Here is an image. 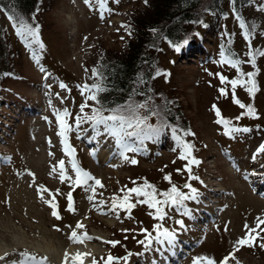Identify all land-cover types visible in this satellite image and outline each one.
Here are the masks:
<instances>
[{
	"label": "rangeland",
	"instance_id": "rangeland-1",
	"mask_svg": "<svg viewBox=\"0 0 264 264\" xmlns=\"http://www.w3.org/2000/svg\"><path fill=\"white\" fill-rule=\"evenodd\" d=\"M143 1L107 0L108 11L100 9L96 0H39L37 12L27 23L35 34L13 24L0 8V25L9 51L15 53V74L0 79V243L8 248L0 254L5 257L0 264H14L25 250L46 257L49 264L46 251L37 249L36 244L59 249L94 242L73 243L69 239L73 230L78 235L102 233V250L99 255L93 254L97 264H105L109 255L127 257L119 264H193L197 257H209L219 264L234 252L235 242L245 235V224L254 228L257 218L264 219V151H259L264 145V55L258 54L264 52V0H250L236 15L225 3L224 15L211 26L200 28L201 35L182 46L180 52L164 42L155 50L157 62L165 70L161 73L168 74L153 79L155 106L160 104L158 92L163 97L172 95L181 117L189 124L188 132L194 133L182 138H191L192 157L199 161L191 165V173L185 169L188 160L179 158L181 148L166 127L156 141L147 139L139 149L134 138L120 142L105 133L102 125L94 131L91 121L76 127L78 117L91 116L87 97L92 88L82 94L81 87L94 85L90 67L97 46L111 52L123 50L125 41L133 38L126 31L127 14L141 7ZM225 44L235 56L223 53V58L239 60V72L221 62ZM253 56L254 65L250 62ZM248 72L256 73L253 79L259 90L253 98L247 86L238 85L234 95L255 108V117L242 115L246 110L233 102L228 83L247 80L241 73ZM221 75L226 77L223 84ZM61 84L66 87L61 88ZM220 88H225L228 95L221 96ZM145 102L154 110L149 100ZM213 105L222 118L231 121L229 128L240 131L226 134L225 125L216 123ZM65 110L71 126L66 135L72 157L58 135L56 114ZM156 119L150 116L146 123L160 127ZM72 158L103 185L95 186L92 201L88 197L93 193L86 190V185L73 184ZM61 160L66 175L72 178L64 182L58 167L52 171ZM166 175L171 182L164 179ZM145 182L155 186L157 192L167 191L174 184L191 195V190L184 187L190 184L196 190V199L185 200L184 205L191 214L165 206L167 215L158 220L155 209L137 203L135 194L130 196V202L136 204L131 219L123 208L110 210L114 196L122 197L128 189ZM41 188L47 189L43 199ZM69 192L74 211L68 210ZM53 195L59 219L45 203ZM78 222L84 227L77 229ZM157 224L161 225L159 230ZM164 229L174 233L172 244L178 243L181 249L162 236V243L157 242L158 232ZM260 236L264 237V232ZM104 241L119 243L112 246ZM260 243L264 240L258 239L254 247H240L228 264H264ZM55 254L50 253V259H55Z\"/></svg>",
	"mask_w": 264,
	"mask_h": 264
},
{
	"label": "trees",
	"instance_id": "trees-1",
	"mask_svg": "<svg viewBox=\"0 0 264 264\" xmlns=\"http://www.w3.org/2000/svg\"><path fill=\"white\" fill-rule=\"evenodd\" d=\"M249 1L147 0L145 3L144 0L141 7L129 10L126 31L132 34L133 38L125 41L122 45L123 50L111 52L106 47L97 46V55L90 67L91 81L104 90L97 92L96 89H91L90 95L95 93L97 96L96 101L89 99L91 116L93 109H101L100 114L108 116L112 114L111 109L149 100L150 108L153 106L154 110L160 113L155 121L159 124L157 126L167 125L166 128L171 132L176 128L179 130L177 133L183 138V133L189 131V124L181 117L180 110L173 101L174 97L172 95L163 97L162 93L158 92L160 96L157 100L160 104L158 107L155 106L154 97L157 96V91L153 89V79L157 72H165L157 62L158 55L155 50L161 48L160 42L182 47L187 40V45L190 44L196 36L201 35L200 28L211 26L218 17L224 15L225 3H229L232 14L236 15L241 6ZM38 2L39 0H0V8L7 17H13L10 20L13 24L22 26L33 19V14L38 10ZM222 53L235 56L229 44L223 45ZM13 54L15 53L9 51V44L0 25V79L3 75L15 74ZM93 70L98 75L93 76ZM145 110L144 108L142 111L138 110V115L140 117H144V114L149 115ZM124 114L132 115L130 112ZM134 140L137 142L135 146L139 149L147 138ZM156 140L157 137L151 142ZM185 141L192 144L190 137L185 138Z\"/></svg>",
	"mask_w": 264,
	"mask_h": 264
},
{
	"label": "snow or ice",
	"instance_id": "snow-or-ice-1",
	"mask_svg": "<svg viewBox=\"0 0 264 264\" xmlns=\"http://www.w3.org/2000/svg\"><path fill=\"white\" fill-rule=\"evenodd\" d=\"M118 2V0H117ZM85 3H91V0H85ZM96 3L98 4L100 9H106L107 0H96ZM145 3H147V0H145ZM110 11V9H106ZM101 17L103 18V13H101ZM10 20L13 19L12 16L8 17ZM24 30L29 31L31 34H35L34 30L28 29L27 25H22ZM241 27H244V24L241 23ZM248 33H245V36L247 38ZM188 41L185 40L184 44H187ZM175 51L180 52L181 46L176 45ZM259 55H264V52H258ZM251 55V54H250ZM223 63L230 64L233 68H236L239 72V64L241 63L239 60H231L223 58L222 53V61ZM251 63H255V58L253 56ZM98 75V73L93 70V76ZM157 75H165L167 76V73H161L157 72ZM246 75L248 77L247 80L244 79H233L231 81H228V83L231 85L232 91H233V102L238 104L241 109H245L246 111L242 113V115H248V116H256V110L255 108L249 104L245 105L242 103L239 99L235 98L234 92L238 85L240 86H247L246 91L249 93L251 97L254 98L255 93L259 90L258 87L255 84L254 76L256 75L255 72H248L246 74L241 73V76ZM220 82L223 84L226 82V77L219 76ZM61 88H65L66 85L61 84ZM96 89L97 92L103 91L104 89L100 88L99 85H84L81 87L82 94L84 91ZM219 93L221 96H227L228 91L225 88H220ZM87 99H91L93 101L97 100V96L95 93L88 96ZM87 106L81 105V112H83L84 107ZM140 108H144L147 111H149L148 116L140 117L138 115V110ZM213 110L216 113V116L218 117L216 123L225 125L226 134L240 131V129L237 128H229L231 121L226 120L221 117L220 111L218 108H216L215 105H213ZM112 112L111 115L103 116L100 114L101 109H93V115L92 116H86L83 119L78 117L76 120V127L78 128L81 123L85 121H91L93 125V130L98 131L99 126H103V130L108 135H111L118 139V141L122 142L125 138H147V139H154L158 137L161 132L163 131L164 127H167V125H161L160 127H156L153 125H149L146 123V121L150 118V116H159L160 113L155 110H151L148 108L147 102L145 103H139V104H133L128 103L124 106H121L119 108L111 109ZM130 112L132 115H125L124 113ZM69 113L67 110H65L63 113H57V121L59 123L60 131L58 133L59 136L62 137V143L65 144V151L69 155V157H72L73 150L70 149L67 146V132L71 130V126L68 125L65 117L68 116ZM131 129V131H129ZM179 130L176 128L172 129V135L173 138L177 141L178 145L181 148V153L179 158L183 160H188V164L185 166V169L191 173V165L197 164L199 161H197L194 157H192V150L193 145L191 143H188L182 139L181 135H178L177 132ZM243 131H248V129H243ZM183 135H194V133L191 132H184ZM130 150H136V149H130ZM259 151H264V145H262L259 149ZM191 157V159H189ZM127 158V157H125ZM133 164L136 163L135 160L131 161ZM71 168L73 172L75 173V180L73 181V184L75 186H81L86 185V190L91 191L93 195H90L88 199L92 201L94 199L95 194V186L103 187L101 182L94 177H92L88 172L82 170L74 158L70 160ZM57 167L59 168V177L61 182H64L66 179H72L71 177L66 175L65 171V162L63 160L58 162L57 166H53L52 171L56 172ZM177 171H181L180 169H177ZM192 179H196L197 177H191ZM165 180L171 182L170 175H166L164 177ZM89 181H94V184H89ZM135 183V182H133ZM184 187L189 188L191 190V195L186 194L182 192L176 185H172L171 188L164 192H157L155 186L148 184L145 182L143 186H137L133 187L131 189H128L127 192L124 193L122 197H113L112 198V204H111V211H115L117 208H123L125 211L128 212V218L131 219V209L136 206L135 203L130 202V196L131 194H135L137 197V203L140 204H147L149 208L155 209V218L158 220H163L167 213L164 211L165 206L174 207L177 211H183V214L190 215V210L187 209V207L184 205L185 200L189 199H196V190L192 189L190 184H185ZM41 193V199H43V193L47 191V189H39ZM123 191V190H122ZM140 197H143L144 199H139ZM162 197V199H161ZM68 199V210L74 211L73 208V201H72V195L71 192L67 195ZM119 202V203H118ZM45 203L48 204L52 209V215L59 219L58 212L56 211V203H55V196L53 195L51 199L45 200ZM151 214V213H150ZM177 223H182V221H177ZM264 225V219L257 218L256 227L251 228L247 224H245V235L238 239L234 244V252L238 251L240 247L248 246V247H254L256 244V241L258 239L264 240V237L260 236V232H264V228H261L260 226ZM84 225L80 222L77 223L76 228L81 229ZM157 230L161 228V225H156ZM127 231V230H125ZM163 237L168 241L169 244H172L174 241V233L169 232L167 229H164L162 232H158V235L156 237L157 242L162 243L160 237ZM69 239L73 241V243H83L84 240H91L93 237L89 236L86 232L82 234H77L76 230H73L69 236ZM100 239V238H96ZM105 243H109L112 246H115L119 243V241H104ZM139 243H144V241H140ZM261 248H264V243H260L259 245ZM234 252L230 253L229 256H226L223 258L222 261L219 262V264H228V261L230 259H234ZM7 255V253L5 254ZM90 256V253H81L77 252L75 254H71L68 252H65L64 255V264H84V260ZM20 259L14 262V264H46L47 258L46 257H38L35 254L29 253L27 250L19 253ZM5 257H0V260H3ZM121 259L126 260L127 257L120 258V257H113L109 255L107 259L105 260V264H119V261ZM92 264H97V261L95 258L92 259ZM193 264H217L216 261L209 257H197L194 259ZM239 264V262H237Z\"/></svg>",
	"mask_w": 264,
	"mask_h": 264
},
{
	"label": "bare ground",
	"instance_id": "bare-ground-1",
	"mask_svg": "<svg viewBox=\"0 0 264 264\" xmlns=\"http://www.w3.org/2000/svg\"><path fill=\"white\" fill-rule=\"evenodd\" d=\"M93 240L94 242L90 243V242H86L85 245L84 244H80V245H76V246H70L67 248H50V247H43V246H39L36 244V248L37 249H41L43 251H46V256L48 257V263L49 264H64V255L65 252L71 253V254H75L77 252H81V253H90V256H88L85 260H84V264H92V259L94 258L93 254L99 255L100 251L102 250V241H103V237H102V233L98 232L95 233L93 236ZM96 238H100V239H96ZM20 243H22L20 241ZM7 245L1 241L0 243V254L4 253V251H6ZM56 253L55 254V259L52 258L50 259L49 254L50 253Z\"/></svg>",
	"mask_w": 264,
	"mask_h": 264
}]
</instances>
